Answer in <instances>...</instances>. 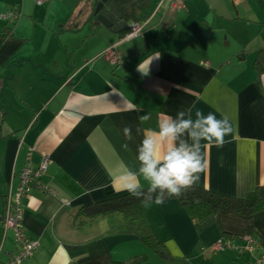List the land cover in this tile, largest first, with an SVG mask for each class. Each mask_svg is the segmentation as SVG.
Segmentation results:
<instances>
[{
    "label": "crops",
    "instance_id": "0c3cea01",
    "mask_svg": "<svg viewBox=\"0 0 264 264\" xmlns=\"http://www.w3.org/2000/svg\"><path fill=\"white\" fill-rule=\"evenodd\" d=\"M178 1L172 9V0H147L127 22L128 30L140 25V35L126 39V30L93 26L97 0H0V15H19L13 26L0 21V215L29 151L33 165L49 161L51 194L34 191L24 201L25 236L38 244L24 264H254L264 256V210L198 221L175 200L143 203L172 258L166 262L113 232L117 215L94 217L130 196L118 189L125 169L139 167L137 127L158 130L165 116L188 109L193 118L197 110L227 115L234 128L223 148H202L208 166L193 187L235 200L264 188V67L255 66L260 54L264 63V0ZM110 49L122 60L118 69L101 57ZM150 60L146 75L138 71ZM247 236L258 253L210 252ZM14 253L12 234L0 226V264Z\"/></svg>",
    "mask_w": 264,
    "mask_h": 264
},
{
    "label": "clouds",
    "instance_id": "9594fccd",
    "mask_svg": "<svg viewBox=\"0 0 264 264\" xmlns=\"http://www.w3.org/2000/svg\"><path fill=\"white\" fill-rule=\"evenodd\" d=\"M150 62L139 64L138 71L146 75ZM150 119L149 113L140 117L142 123ZM157 127L158 130L147 131L137 127V135L143 134L137 147L139 167L136 171L125 169L118 191L137 199L154 198L156 204H162L166 197H179L198 182L199 174L208 166L202 148L209 145L223 148L227 143L225 137L232 135L234 128L227 115L222 114L217 119L214 113L204 115L197 110L193 118L191 109L178 112L174 118L165 116ZM123 133L126 141L135 139L130 126H126ZM122 148L128 150L129 144L124 143ZM141 179L147 182V189Z\"/></svg>",
    "mask_w": 264,
    "mask_h": 264
},
{
    "label": "trees",
    "instance_id": "16d2710c",
    "mask_svg": "<svg viewBox=\"0 0 264 264\" xmlns=\"http://www.w3.org/2000/svg\"><path fill=\"white\" fill-rule=\"evenodd\" d=\"M109 1L113 3V6L117 10L128 6L132 11L131 20H134L136 15L139 14L141 5L147 2V0ZM127 33L128 29L123 34V37ZM260 57L261 54L255 60V66L257 68L264 67V63L261 62L262 59ZM165 200L177 201L189 218L198 221H203L218 213H234L243 217H250L264 210V188L255 191L242 200H235L192 187L184 191L179 197H166ZM145 202H155V200L154 198L152 200H145L143 198L137 199L131 196H125L108 204L107 207H103L104 210H101V208L98 209L94 213V217L103 218L117 215L119 217V225L113 232L118 235L137 239L144 249L158 257L159 260L163 262L170 261L172 259L170 254L155 239L151 231L143 210V203ZM227 239L235 241V239L229 237Z\"/></svg>",
    "mask_w": 264,
    "mask_h": 264
},
{
    "label": "built area",
    "instance_id": "2783aa9c",
    "mask_svg": "<svg viewBox=\"0 0 264 264\" xmlns=\"http://www.w3.org/2000/svg\"><path fill=\"white\" fill-rule=\"evenodd\" d=\"M32 1L36 6H42L48 2V0ZM229 1L233 4L238 2V0ZM180 6L181 5L178 0H172V9H178ZM18 19L19 15L16 11L0 15V21L9 26L15 25ZM141 31L142 27L140 25H133L128 30L125 38H137ZM101 57L107 65L114 69H118L122 65V60L114 49L106 51ZM206 66L207 65L205 64L204 67ZM1 120L2 114L0 113V121ZM32 154L33 152L29 151L26 156L24 167L17 177V187L15 190H9L7 193L4 202V209L0 215V226L5 234L7 232L12 234L13 245L15 247V253L13 255H9L4 264H24L31 259L32 255L38 248V244L36 242L27 239L25 236L23 227L24 201L34 191L43 195H50L51 192L47 189L44 182L49 161L47 158H42L37 165H33L31 160ZM225 251H232L237 253L239 256H245L258 253V247L256 240L251 236H247L241 239L238 244L232 240H224L210 249L211 253H223ZM254 264H264V256L258 255Z\"/></svg>",
    "mask_w": 264,
    "mask_h": 264
},
{
    "label": "water",
    "instance_id": "95a60500",
    "mask_svg": "<svg viewBox=\"0 0 264 264\" xmlns=\"http://www.w3.org/2000/svg\"><path fill=\"white\" fill-rule=\"evenodd\" d=\"M131 17L132 11L128 6L117 10L109 0H97L91 12L93 26L96 29L99 27L113 29L116 34L127 30V22Z\"/></svg>",
    "mask_w": 264,
    "mask_h": 264
},
{
    "label": "rangeland",
    "instance_id": "374dc122",
    "mask_svg": "<svg viewBox=\"0 0 264 264\" xmlns=\"http://www.w3.org/2000/svg\"><path fill=\"white\" fill-rule=\"evenodd\" d=\"M100 209V208H99ZM109 209V208H108ZM98 210V209H97ZM97 210H95V211H97ZM101 210H104V208H101ZM113 222V221H112Z\"/></svg>",
    "mask_w": 264,
    "mask_h": 264
}]
</instances>
